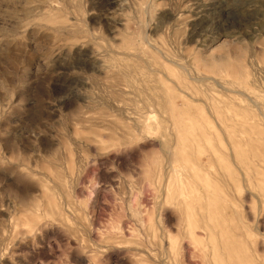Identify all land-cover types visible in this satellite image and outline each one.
<instances>
[{
    "label": "rangeland",
    "instance_id": "obj_1",
    "mask_svg": "<svg viewBox=\"0 0 264 264\" xmlns=\"http://www.w3.org/2000/svg\"><path fill=\"white\" fill-rule=\"evenodd\" d=\"M169 91L195 128L175 147ZM201 132L223 159L193 178L213 156ZM250 139L264 143V0H0V264H197L174 240L176 179L228 196L264 244Z\"/></svg>",
    "mask_w": 264,
    "mask_h": 264
},
{
    "label": "bare ground",
    "instance_id": "obj_2",
    "mask_svg": "<svg viewBox=\"0 0 264 264\" xmlns=\"http://www.w3.org/2000/svg\"><path fill=\"white\" fill-rule=\"evenodd\" d=\"M239 70H241V68H239ZM243 93H245V92H243ZM168 95H169V103H168V105H166V107L169 108L172 117L175 119V124L170 129V132L168 134L171 137V145H172V147H175L179 144L184 145L186 142L191 140L193 138V136L195 135L194 134L195 132L193 131L195 128L189 127L188 125H186L181 118L182 116H178L175 114L174 110H172V108H171V103H170V101L172 99H174L175 95H173L170 91L168 92ZM109 131H111V130H109ZM201 133H202V136L208 140V144L210 145L209 150L212 151L213 156H209V155H207L206 152L204 153L203 151L198 152L197 156H198L199 161L197 162V165H196V172H194V174L192 172L191 177H193V178H196L197 172H203L204 176H207V173L205 170H203V168H205L206 165H208L211 161H214L215 159L216 160H222L223 159V155L217 149V145L212 143L213 139L211 138V136L208 135L209 137H207L206 134H203L204 132H201ZM164 137H165V139H167L166 136H164ZM224 137H225V135H224ZM164 142L166 145L167 142L166 141H164ZM218 144H220V143H218ZM249 144L251 147H250V150L248 152L247 151L240 152L241 156H244L245 160L248 158L250 153L252 154V156L264 157V143L250 139ZM174 156L175 157L178 156V153L176 155L174 154ZM202 156L203 157L205 156V157L203 159H201ZM181 157H183L182 159L185 161L189 160L188 157L185 156L184 153L181 154ZM234 157H235V154H234ZM178 159L180 160L181 158H178ZM259 160H261V159H259ZM252 164H253V162H252ZM192 171H194V170H192ZM165 172L166 171L163 169L161 176L163 178V186L165 187V190H166L167 186L169 184V180H168V177H166ZM172 172H176V170L173 169ZM240 172H242V171H240ZM254 172H256L255 169H254ZM187 174H185V175H187ZM172 176H173V174H172ZM181 177H183V176H181ZM176 180H177V184L179 187V197L181 198L180 203H181V205H183L182 206L183 207V217L181 218V221H180V223L176 229V235L174 238V240L176 242H178L179 249L180 250L186 249L185 251L188 250V255H189L190 259L193 261L197 260L196 261L197 264H257L254 260V258H255L254 255L258 254L260 251H262L264 249V244L261 243L262 240H260V243H256L254 248L251 247L250 243L248 242V239H250V236L252 235V233L250 231H248V229H246L247 228L246 225H244V223L239 219L240 214H239V216H236L237 212L233 213V211L227 207V205H226L227 199L226 198L228 196H226V195L224 196L218 191L210 190L207 183H201V184L198 183L199 185L196 186L195 184L187 183L186 181H183L182 179L181 180L176 179ZM176 180H174V181H176ZM161 183H162V181H161ZM228 183H229V181H228ZM177 184H175V186ZM231 187H233V186H231ZM247 192L250 193V191H247ZM253 195L255 196V194H253ZM260 195L261 194H259V196ZM255 197L257 198V203H258L259 198L257 196H255ZM248 198H250V197H248ZM230 205H231V203H230ZM49 206L52 208L55 207L54 203L50 204ZM231 208H233V207L231 206ZM249 211H251V210H249ZM259 212L264 214V194L262 196V201L260 204V211ZM164 218H165V216H164ZM251 219H252V216H251ZM263 219L264 218H262V220ZM32 221L33 222L35 221V217H32ZM261 226H264V225H261ZM261 226H260V228H261ZM259 234H260V232H259ZM169 238H170L169 235H167L166 240L163 241V244L161 246V250H162L163 255H167V252L169 251V248L171 247V243L169 241L170 240ZM260 256H261V254H260ZM6 262H8V261H6ZM175 264H182V262L181 263L175 262Z\"/></svg>",
    "mask_w": 264,
    "mask_h": 264
}]
</instances>
